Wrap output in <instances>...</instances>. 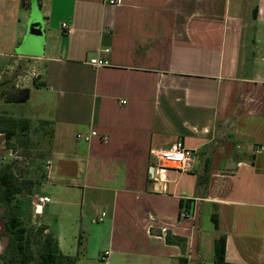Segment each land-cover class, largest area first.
I'll return each instance as SVG.
<instances>
[{"label":"crops","instance_id":"crops-1","mask_svg":"<svg viewBox=\"0 0 264 264\" xmlns=\"http://www.w3.org/2000/svg\"><path fill=\"white\" fill-rule=\"evenodd\" d=\"M26 5L0 0V78L25 62L15 86L30 98L10 114L54 130L46 180L19 199L27 223L64 255L81 241L77 264H214L222 235L227 264H264V0ZM95 57L110 65L93 68ZM178 140L189 170L153 168ZM167 235L185 239V252Z\"/></svg>","mask_w":264,"mask_h":264},{"label":"trees","instance_id":"trees-1","mask_svg":"<svg viewBox=\"0 0 264 264\" xmlns=\"http://www.w3.org/2000/svg\"><path fill=\"white\" fill-rule=\"evenodd\" d=\"M23 6L26 7V0H22ZM256 14V13H255ZM2 97L8 104H24L30 98V89L18 88L15 85L11 89L3 91ZM42 125L50 126L52 123L40 122ZM31 121L28 119H5L6 129H0V134H4L6 139V148L10 149V141L19 129L26 132L31 128ZM52 132H54L52 128ZM10 166L0 170V208L5 211V234L9 244L5 250L0 264H77L81 257V241L78 244V253L76 256L64 255L60 250L57 239L47 232V228L29 227L25 217H23V202L19 197H32L38 186L46 180V172L42 174V181L35 184L34 190L24 193V187L15 179L10 171ZM210 171L206 167L204 174L198 179V187H203L205 194L209 181ZM32 183V182H30ZM192 201L181 202V208L190 209ZM212 221L216 230H218V215H212ZM36 232V233H35ZM81 240V238H80ZM168 244L177 245L182 252L186 249V240L182 238L166 236ZM180 264H188L187 260L181 259ZM214 264L226 263V236H220L214 244Z\"/></svg>","mask_w":264,"mask_h":264},{"label":"rangeland","instance_id":"rangeland-1","mask_svg":"<svg viewBox=\"0 0 264 264\" xmlns=\"http://www.w3.org/2000/svg\"><path fill=\"white\" fill-rule=\"evenodd\" d=\"M37 38L39 39L40 36L38 35ZM29 68L25 62L15 63L0 78V129H6L5 119H20L10 114L13 111L14 114L17 113V104L16 106L14 104L7 105L9 113L5 111L3 106L5 100L2 97V92L16 85L17 77ZM17 107L19 111L22 109L19 106ZM52 136L53 132L50 126L42 125L39 122L36 124L32 123L31 128L26 132L18 129L10 141L9 152L0 155V170L6 166H10V171L13 173L15 179L24 187L25 194L30 190L32 192L35 191V184L42 181V174L47 172L48 160L52 150ZM44 192L46 191L43 190ZM21 198L22 196L19 197V199ZM27 224L32 228H39V226Z\"/></svg>","mask_w":264,"mask_h":264},{"label":"built area","instance_id":"built-area-1","mask_svg":"<svg viewBox=\"0 0 264 264\" xmlns=\"http://www.w3.org/2000/svg\"><path fill=\"white\" fill-rule=\"evenodd\" d=\"M120 0H106V3L109 5H117ZM63 28H67V25L63 24ZM109 49H104V53H109ZM89 65L93 68H104L110 65V62L106 59H100L99 57L91 58L88 60ZM124 103V102H122ZM98 137V133L93 131L91 134H80L77 136L78 140L90 141L92 138ZM102 140L105 141L106 137H102ZM261 149H257L256 153H260ZM154 157V167L157 171H167V170H176V171H188L190 168L188 153L184 146V143L181 140L176 141L168 149L160 150L153 155ZM49 197H40L38 203L42 206L50 203ZM104 216V215H103ZM102 216V218H103ZM180 219H189L193 216L192 209L183 207L180 211ZM108 255L109 253H105Z\"/></svg>","mask_w":264,"mask_h":264},{"label":"flooded vegetation","instance_id":"flooded-vegetation-1","mask_svg":"<svg viewBox=\"0 0 264 264\" xmlns=\"http://www.w3.org/2000/svg\"><path fill=\"white\" fill-rule=\"evenodd\" d=\"M4 216L5 211L3 208H0V222L4 223V230L0 233V263H2V258L8 246V238L5 234V220L3 219Z\"/></svg>","mask_w":264,"mask_h":264},{"label":"water","instance_id":"water-1","mask_svg":"<svg viewBox=\"0 0 264 264\" xmlns=\"http://www.w3.org/2000/svg\"><path fill=\"white\" fill-rule=\"evenodd\" d=\"M40 38L38 39L37 41V44H38V52L41 53V48H42V44H43V37H42V34L40 33L39 34ZM4 230V223L3 222H0V233Z\"/></svg>","mask_w":264,"mask_h":264}]
</instances>
